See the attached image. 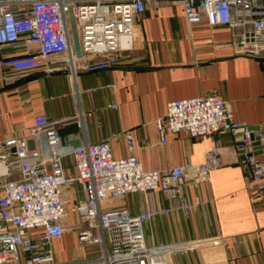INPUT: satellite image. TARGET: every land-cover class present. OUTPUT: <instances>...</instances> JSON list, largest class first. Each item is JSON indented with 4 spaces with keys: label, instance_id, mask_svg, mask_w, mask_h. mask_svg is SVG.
<instances>
[{
    "label": "built area",
    "instance_id": "1",
    "mask_svg": "<svg viewBox=\"0 0 264 264\" xmlns=\"http://www.w3.org/2000/svg\"><path fill=\"white\" fill-rule=\"evenodd\" d=\"M163 3L179 6L190 26L205 22L240 30L231 37L237 53L264 57V0H0V51H9L0 60L7 70L3 79H22L37 70L75 78L81 72L118 67L123 53L133 49L135 25L144 12ZM69 9L79 56L72 44ZM63 122H43L26 134L0 141V264H173L174 257L217 244L211 238L149 245L143 232L155 218L172 211L196 213L204 204L189 201L182 185H197L222 165L221 147L215 141L199 165L144 170L129 132L94 143L85 139L66 152L58 132ZM154 125L162 144L178 133L190 138L230 133L252 193L264 194V138L235 119L218 95L170 101L163 119ZM121 137L128 153L115 158L111 142ZM67 156L72 159L71 173L62 164ZM74 183L82 186L85 199L67 207L63 191ZM153 192L175 204L155 207ZM134 193H146L150 206L136 215L114 207ZM70 212L77 216L73 224L66 223ZM74 230L77 245L90 250L82 261L60 263L52 242Z\"/></svg>",
    "mask_w": 264,
    "mask_h": 264
},
{
    "label": "crops",
    "instance_id": "2",
    "mask_svg": "<svg viewBox=\"0 0 264 264\" xmlns=\"http://www.w3.org/2000/svg\"><path fill=\"white\" fill-rule=\"evenodd\" d=\"M240 30L210 27L205 22L188 25L182 9L163 3L148 8L135 25L133 49L123 53L122 64L96 73H63L37 70L25 78L4 81L0 66V141L26 134L38 124L64 121L58 127L63 149L72 151L85 139L129 132L144 170H164L185 163L199 165L215 141L222 151V165L197 185L188 181L182 194L189 201L203 202L196 213L172 211L143 227L147 244L211 239L216 245L174 257L173 264H264V194L252 193V185L233 149L230 133L190 138L184 134L166 137L160 143L155 121L163 119L170 101L215 94L226 101L233 117L264 138V57L238 54L231 42ZM9 51H0V60ZM90 90L89 92H82ZM115 158L128 153L121 137L111 142ZM68 173L72 159L62 161ZM67 207L85 199L81 185L63 191ZM155 207L173 206L153 192ZM146 193L129 194L115 206L131 215L150 206ZM113 205H107L111 207ZM77 216L68 213L66 223ZM76 231L52 242L60 263L86 258L87 250L76 243Z\"/></svg>",
    "mask_w": 264,
    "mask_h": 264
},
{
    "label": "water",
    "instance_id": "3",
    "mask_svg": "<svg viewBox=\"0 0 264 264\" xmlns=\"http://www.w3.org/2000/svg\"><path fill=\"white\" fill-rule=\"evenodd\" d=\"M68 20H69V25H70V32H71V38H72V44L74 48V52L76 56L80 55V49H79V42H78V36L75 28V22H74V17L72 14V11L69 9L68 10ZM256 145V143H255Z\"/></svg>",
    "mask_w": 264,
    "mask_h": 264
}]
</instances>
